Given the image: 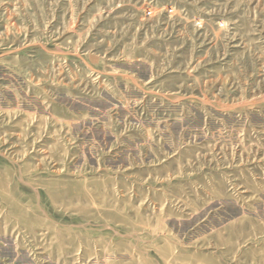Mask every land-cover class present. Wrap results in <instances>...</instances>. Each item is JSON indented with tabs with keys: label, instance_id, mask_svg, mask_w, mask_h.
I'll return each instance as SVG.
<instances>
[{
	"label": "rangeland",
	"instance_id": "374dc122",
	"mask_svg": "<svg viewBox=\"0 0 264 264\" xmlns=\"http://www.w3.org/2000/svg\"><path fill=\"white\" fill-rule=\"evenodd\" d=\"M0 264H264V0H0Z\"/></svg>",
	"mask_w": 264,
	"mask_h": 264
}]
</instances>
